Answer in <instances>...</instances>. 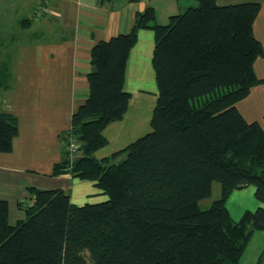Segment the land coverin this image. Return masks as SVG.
<instances>
[{
    "label": "trees",
    "instance_id": "obj_1",
    "mask_svg": "<svg viewBox=\"0 0 264 264\" xmlns=\"http://www.w3.org/2000/svg\"><path fill=\"white\" fill-rule=\"evenodd\" d=\"M196 4L167 25L147 7L129 33L93 47L89 97L72 115L81 155L71 173L108 200L78 206L62 189L32 187L26 218L11 225L0 199V264H87L85 251L92 264H242L254 234L264 232V207L238 221L227 207L233 192L248 187L264 203V128L237 107L263 81L254 70L264 54L254 33L261 5ZM141 29L155 36L152 130L98 160L104 130L129 109L127 62ZM3 76L0 68V86ZM18 135V118L0 112V153H11ZM62 153L55 175L68 172L66 142ZM216 182L221 197L201 209ZM256 264H264V249Z\"/></svg>",
    "mask_w": 264,
    "mask_h": 264
},
{
    "label": "crops",
    "instance_id": "obj_2",
    "mask_svg": "<svg viewBox=\"0 0 264 264\" xmlns=\"http://www.w3.org/2000/svg\"><path fill=\"white\" fill-rule=\"evenodd\" d=\"M217 3L230 5L234 0ZM256 3L261 11L254 33L264 48V19L260 21L264 0ZM150 6L158 18L157 7L150 0H0V68L4 71L0 112L12 113L19 120L13 151L0 153V199L9 204L11 225L26 218L24 209L32 203V187L62 189L78 206L108 200L94 182L65 172L55 175L53 170L62 160L72 115L89 97L87 76L93 69V47L129 33L135 15ZM14 44L19 59L13 60ZM154 48L153 31L141 29L127 62L124 88L131 94L129 109L122 120L104 130L108 144L95 153L98 160L111 157L136 140L148 112L149 105L145 104L149 95L158 96ZM254 70L263 81L237 107L248 123L258 122L264 128V54L256 60ZM231 197L247 202L233 217L237 221L245 211L264 207L255 198L254 187L237 190ZM255 237L264 242V232H256L250 243ZM263 249L264 243L251 263H245V251L242 264H256Z\"/></svg>",
    "mask_w": 264,
    "mask_h": 264
},
{
    "label": "rangeland",
    "instance_id": "obj_3",
    "mask_svg": "<svg viewBox=\"0 0 264 264\" xmlns=\"http://www.w3.org/2000/svg\"><path fill=\"white\" fill-rule=\"evenodd\" d=\"M150 1H151V4L155 5V7H157V10L159 12L157 22L161 25H167L169 23L171 16L167 17V13H174V15H176V14L181 13V10L184 11L185 8H187V7L197 5L196 4L197 0H169L170 2L168 0H150ZM175 1H176V3H175ZM257 1L260 2L262 0H234V3H231V4H238V3H242V2H257ZM263 19H264V17L261 18L260 21H262ZM261 23H264V22H261ZM263 33H264V27H263ZM25 44L27 46V40H26ZM16 46L17 45L14 44L13 47L11 48L13 50V55H12L13 60L19 59L17 57V52L14 51ZM18 64H21V61L18 62ZM15 66L17 67L19 65H15ZM18 75H20V74H18ZM156 85H157V83H156ZM156 102H157V96L150 94L149 100L145 104V106L149 105L148 112L144 113L142 126L139 128L138 134L136 135V140H138L139 138H141L144 135L151 132V130H152L151 119L153 116L154 108L156 106ZM80 155H81V152L79 153V156ZM220 197H221V185L216 182L213 185V191H212L211 197H209L208 199L203 200L201 202V205H200L201 209L210 208L211 205L213 204V202L218 200ZM227 202H228L227 206H228V209H229L232 217L236 216V214L241 210L242 205H245V207L247 205V202H241V201H239V198H237V197H231ZM263 243L264 242H263V239L261 237H259L258 239H256V237L254 238V241H252L250 243L248 250L246 251V255L244 257L245 263H251L255 259V257L253 255H255V253L258 252L259 248H262ZM83 255H84L85 259L87 260V264H92V261L89 259V252L85 251Z\"/></svg>",
    "mask_w": 264,
    "mask_h": 264
},
{
    "label": "built area",
    "instance_id": "obj_4",
    "mask_svg": "<svg viewBox=\"0 0 264 264\" xmlns=\"http://www.w3.org/2000/svg\"><path fill=\"white\" fill-rule=\"evenodd\" d=\"M65 142H66V150L69 154V162L70 166L68 167V172L69 174H72L71 170L73 168V164L75 160L79 157L80 153V143L78 142L76 136L73 133L72 128L67 132L65 136Z\"/></svg>",
    "mask_w": 264,
    "mask_h": 264
}]
</instances>
